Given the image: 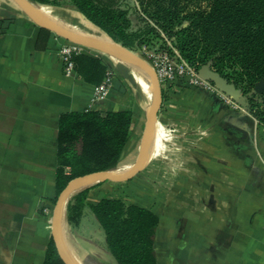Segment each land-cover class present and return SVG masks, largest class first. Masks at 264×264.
I'll list each match as a JSON object with an SVG mask.
<instances>
[{
    "label": "crops",
    "instance_id": "1",
    "mask_svg": "<svg viewBox=\"0 0 264 264\" xmlns=\"http://www.w3.org/2000/svg\"><path fill=\"white\" fill-rule=\"evenodd\" d=\"M41 6L56 22L51 8H64ZM66 42L15 0H0V264H45L61 115L91 104L133 110L123 158L131 162L152 105L153 92L145 95L151 88L136 78L132 64L89 48L86 54L102 59L116 76L110 96L93 105L96 85L64 72L59 50ZM152 143L138 175L87 185H93L88 202L124 197L154 211L157 264H264V125L208 89L184 86L165 94ZM65 222L64 216V242ZM88 222L106 243L87 206L80 228ZM69 250L82 264L85 255Z\"/></svg>",
    "mask_w": 264,
    "mask_h": 264
},
{
    "label": "trees",
    "instance_id": "2",
    "mask_svg": "<svg viewBox=\"0 0 264 264\" xmlns=\"http://www.w3.org/2000/svg\"><path fill=\"white\" fill-rule=\"evenodd\" d=\"M32 1L75 10L108 40L136 52L148 48L174 54L176 49L197 69L212 62L217 72L249 94V111L264 125V90L255 91L264 79V0ZM74 60L78 75L96 86L111 71L102 59L86 53L75 55ZM133 127L131 109L63 113L58 132L57 199L78 176L117 170ZM92 186L69 198L66 222L79 225L88 206L105 231L107 250L117 264H157L159 216L124 197L89 203ZM45 264H67L54 236Z\"/></svg>",
    "mask_w": 264,
    "mask_h": 264
},
{
    "label": "water",
    "instance_id": "3",
    "mask_svg": "<svg viewBox=\"0 0 264 264\" xmlns=\"http://www.w3.org/2000/svg\"><path fill=\"white\" fill-rule=\"evenodd\" d=\"M35 23L41 27L47 28L56 34L62 36L66 40L81 44L90 49H95L106 54L115 56L120 60L128 62L140 69H142L149 77L152 83L153 101L149 110V114L145 123L139 155L136 162L132 167L123 172L118 173L116 170L111 171H97L82 176H78L72 179L66 188L62 191L57 199V202L53 211V236L56 244L67 262V264H79L75 260V257L67 248L63 239V220L66 211V205L69 198L79 188L87 185L101 182V181H125L133 178L136 174L141 172L146 165L149 150L152 144V140L155 135L158 114L163 106L164 94L161 86L158 74L152 64L138 52L111 40L101 41L92 38L84 33L67 28L63 25H58L48 21L38 6V3L32 0H15ZM200 75L215 83L222 91L227 93L235 101H237L244 110H249V94H244L235 84L230 83L219 72H217L212 65V62H208L199 69ZM264 90V79L260 81L255 91L261 92Z\"/></svg>",
    "mask_w": 264,
    "mask_h": 264
},
{
    "label": "built area",
    "instance_id": "4",
    "mask_svg": "<svg viewBox=\"0 0 264 264\" xmlns=\"http://www.w3.org/2000/svg\"><path fill=\"white\" fill-rule=\"evenodd\" d=\"M88 50V47L69 40L60 48L59 56L64 64V72L67 76H79L76 72L74 57L77 54L86 53ZM142 54L155 68L165 94L184 86L203 87L216 93L234 108L244 110L237 101L222 91L215 83L203 78L199 73V69L180 56L176 49L175 53L171 54L165 50L144 48ZM115 77V72L111 70L107 73L103 82L96 86L93 105L96 102L106 100L110 96L115 84ZM90 108H92V104Z\"/></svg>",
    "mask_w": 264,
    "mask_h": 264
},
{
    "label": "rangeland",
    "instance_id": "5",
    "mask_svg": "<svg viewBox=\"0 0 264 264\" xmlns=\"http://www.w3.org/2000/svg\"><path fill=\"white\" fill-rule=\"evenodd\" d=\"M38 6L42 8L40 4H38ZM51 9L53 10V15L59 24L67 28L76 30L78 32L85 31L87 22L79 13L72 11L70 9H67V8L52 7ZM84 33H87V32H84ZM98 37H99L98 39L101 41L108 40L106 38H101L100 36ZM138 53L142 55V52H138ZM133 73L136 76V78L138 79L141 78L142 80H144V83L149 84L151 88L150 89L151 92L147 90L145 91V95L147 93H150L151 95L152 83H151L150 77L142 69L136 66L133 67ZM138 86L140 87L139 82H138ZM144 127H145V124L140 129V132L138 135V147H137V150L134 156L131 157L132 161L129 162V160L126 161L124 159L121 162L119 168L117 169L119 170V172H123L124 169H126L127 165L129 164L133 165L136 162L138 155H139L140 144H141ZM129 180L115 181V182H126ZM107 181L109 182L111 180H107ZM81 188H84V187H81ZM81 188H79L78 190H80ZM96 223L99 226V228L102 230L97 220H96ZM84 228L81 229L79 225L67 224V222H65V242L67 246L69 247V249H71V251L77 253L78 255L79 254L85 255V257L81 260L82 264H114L112 261V258L107 252L106 243L104 242L103 237L101 236L100 230L97 227H95L91 222L90 223L88 222L87 226ZM113 260L115 264H117L114 258Z\"/></svg>",
    "mask_w": 264,
    "mask_h": 264
},
{
    "label": "bare ground",
    "instance_id": "6",
    "mask_svg": "<svg viewBox=\"0 0 264 264\" xmlns=\"http://www.w3.org/2000/svg\"><path fill=\"white\" fill-rule=\"evenodd\" d=\"M43 14L45 15V17H46V19L48 20V21H50V22H52V23H55V24H58V25H61V24H59L58 22H56L54 19H53V17L49 14V13H47V12H43ZM90 26H92V25H90ZM86 27H87V29H88V33H85L86 35H88V36H90V37H92V38H95V39H97V40H99L98 38V36H100L101 38H106L102 33H100V32H98L96 29H91L90 27H89V24L87 25L86 24ZM107 39V38H106ZM149 85V84H148ZM153 144V143H152ZM151 148V147H150ZM118 173H123V172H119V170H116Z\"/></svg>",
    "mask_w": 264,
    "mask_h": 264
}]
</instances>
